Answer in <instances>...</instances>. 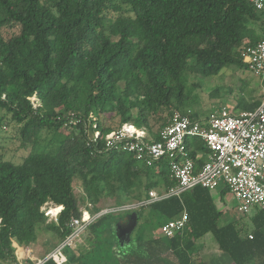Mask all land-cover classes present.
Here are the masks:
<instances>
[{
    "label": "trees",
    "instance_id": "1",
    "mask_svg": "<svg viewBox=\"0 0 264 264\" xmlns=\"http://www.w3.org/2000/svg\"><path fill=\"white\" fill-rule=\"evenodd\" d=\"M261 40L264 16L246 0H0V131L12 126L21 151L17 162L0 155V264H14L13 245H31L40 229L57 239L53 248L64 240L81 216L74 180L90 215L105 189L115 195L110 207H120L173 187L167 159L147 166L108 149L104 136L131 124L158 141L173 113L198 119L188 111L186 78L245 68L237 49ZM261 98L239 99L235 111ZM185 144L200 167L208 149L197 137ZM227 193L219 190V202ZM49 201L61 207L57 223L40 211ZM183 211L175 236L146 238ZM250 212L222 224L215 196L197 187L100 215L88 227L90 248L77 256L66 249L65 264H204L197 253L207 235L231 264H264V208Z\"/></svg>",
    "mask_w": 264,
    "mask_h": 264
},
{
    "label": "built area",
    "instance_id": "2",
    "mask_svg": "<svg viewBox=\"0 0 264 264\" xmlns=\"http://www.w3.org/2000/svg\"><path fill=\"white\" fill-rule=\"evenodd\" d=\"M246 1L264 16V0ZM237 53L262 92L260 104L255 109L233 113L221 107L204 119H191L188 115L175 112L170 122L158 131V141L150 138L144 129H137L131 124H123L104 136L108 149L119 148L132 153L147 166L162 158L167 159L170 178L175 182L173 187L161 194L151 190L146 199L95 215L83 209L79 218L70 220L68 227L71 232L54 251L41 259H33L29 253L24 258L18 253L22 246H15L14 264H45L49 260L55 264H65L67 257L64 251H73L77 238H82L88 232L89 225L100 215L148 206L169 197H179L197 187L210 193L227 188L241 214L249 213L253 207L264 208V40L253 46L244 43ZM98 137L99 133L96 132L94 138ZM189 137L200 139L209 151L205 162L198 168L195 161L187 156L185 143ZM54 210L57 213L50 220L57 223L61 207L49 201L40 209L46 219ZM186 218L183 211L178 219L163 224L157 231L158 235L166 238L175 236L183 229Z\"/></svg>",
    "mask_w": 264,
    "mask_h": 264
},
{
    "label": "rangeland",
    "instance_id": "3",
    "mask_svg": "<svg viewBox=\"0 0 264 264\" xmlns=\"http://www.w3.org/2000/svg\"><path fill=\"white\" fill-rule=\"evenodd\" d=\"M250 73L245 68H240L238 66H226L220 73L216 76L204 78L202 76L191 75L190 78H186L185 82V95L189 99L188 111L192 113H197L200 119L207 117L213 110L219 109L221 107H226L229 111L236 113L235 106L239 99H258L261 97L262 92L256 81H254ZM243 82L248 84L242 88ZM243 89V90H242ZM31 101L35 106H38V101L35 97L31 98ZM159 124H152V130L155 132L158 130ZM21 151L18 150V143L15 138V132L12 126H7L6 130L0 131V155L4 159H11L14 157V161H18V155ZM73 194L79 202L80 212L85 208L81 199L83 196L82 187L79 181L74 180L72 183ZM220 190V189H219ZM219 190H217L219 192ZM217 198V193H212ZM115 195L112 191L105 189L102 192L100 200V210L99 213L104 211H110L119 207H110ZM218 200L216 201L217 204ZM134 204V203H133ZM90 207V205H86ZM223 207L221 211H224V220H248L247 217H243L241 213L237 211V202L230 193H227L223 201L221 202ZM57 211H52L51 214L46 219V223L51 222ZM51 219V220H50ZM223 224V223H222ZM154 228H150L149 232L146 234V238L158 237V233L153 232ZM136 232V231H135ZM134 232L132 238L134 237ZM93 239L87 232L82 236V238H77L76 244L73 247V252L76 256L79 252L83 250H88L92 245ZM214 243L212 236L208 235L204 237V245L200 252L197 253L200 260L204 264H231V262H220L217 261V255H214L211 249V243ZM57 244V239L51 232L45 229H40L37 232L35 241L29 246H22L18 253L24 258L28 257V253L33 259H41L45 255L51 253L56 248H53ZM14 247L17 245H13ZM16 249V248H15ZM223 253V252H222ZM108 255V252L106 253ZM107 258H105L106 260ZM110 260V259H109ZM114 262V261H113ZM26 262H24L25 264ZM112 264V262H109Z\"/></svg>",
    "mask_w": 264,
    "mask_h": 264
},
{
    "label": "crops",
    "instance_id": "4",
    "mask_svg": "<svg viewBox=\"0 0 264 264\" xmlns=\"http://www.w3.org/2000/svg\"><path fill=\"white\" fill-rule=\"evenodd\" d=\"M250 78H252L254 81H256V79H254L253 77H250ZM257 82V81H256ZM244 84L245 85H247L248 83L247 82H244ZM207 155V154H206ZM199 157H201L200 155H198L197 156V158H199ZM207 158V157H206ZM216 193H218V191L216 192ZM217 197V196H216ZM218 200V198H216L215 199V204H216V201ZM217 207H218V209L219 210H222V206H221V202H219V200H218V202H217ZM208 236V235H207ZM211 243V249H212V251H213V253H214V255H217L216 257H217V261H218V259H219V261L220 262H224V263H226V262H231V260L229 259V257L226 255V254H224V253H222L219 249H218V245L215 243V241H214V243H212V242H210ZM227 264V263H226Z\"/></svg>",
    "mask_w": 264,
    "mask_h": 264
},
{
    "label": "water",
    "instance_id": "5",
    "mask_svg": "<svg viewBox=\"0 0 264 264\" xmlns=\"http://www.w3.org/2000/svg\"><path fill=\"white\" fill-rule=\"evenodd\" d=\"M127 228H128V230H127V232H128V231H130V229L132 228V226H129V227H127Z\"/></svg>",
    "mask_w": 264,
    "mask_h": 264
},
{
    "label": "bare ground",
    "instance_id": "6",
    "mask_svg": "<svg viewBox=\"0 0 264 264\" xmlns=\"http://www.w3.org/2000/svg\"><path fill=\"white\" fill-rule=\"evenodd\" d=\"M55 211V210H54Z\"/></svg>",
    "mask_w": 264,
    "mask_h": 264
}]
</instances>
